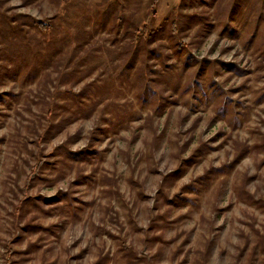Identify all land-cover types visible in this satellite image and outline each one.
<instances>
[{"label":"rangeland","instance_id":"374dc122","mask_svg":"<svg viewBox=\"0 0 264 264\" xmlns=\"http://www.w3.org/2000/svg\"><path fill=\"white\" fill-rule=\"evenodd\" d=\"M262 8L0 0V264H264Z\"/></svg>","mask_w":264,"mask_h":264},{"label":"trees","instance_id":"16d2710c","mask_svg":"<svg viewBox=\"0 0 264 264\" xmlns=\"http://www.w3.org/2000/svg\"><path fill=\"white\" fill-rule=\"evenodd\" d=\"M264 11V8H262ZM7 11V10H6ZM6 11H1L3 13H0V23L3 25L5 28L6 32H11L14 34L20 33L23 30V26H28V27H34L40 31H44L47 29L48 26H50L49 23L44 22L43 20H39L30 14L26 13H14L12 15L8 14ZM174 23V21H173ZM148 25L144 24L141 27H138V33L139 36L145 38H150L152 36V32H149L148 30ZM148 35L150 37H148ZM140 37V38H141ZM79 95V94H76ZM39 163H36L35 165L32 166L31 172L28 174L26 181H25V186L23 187L22 191L24 192V197L28 198L29 196V188L33 184V180L38 177L41 173V170L43 168V160L39 159ZM12 250L9 248V250L5 254V260L6 264H11L12 263Z\"/></svg>","mask_w":264,"mask_h":264}]
</instances>
